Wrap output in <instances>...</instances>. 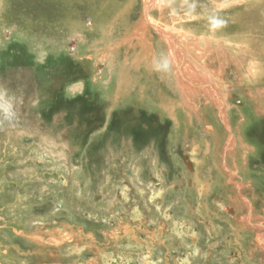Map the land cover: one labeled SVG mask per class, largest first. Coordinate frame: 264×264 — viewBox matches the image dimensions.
Here are the masks:
<instances>
[{
    "label": "rangeland",
    "instance_id": "374dc122",
    "mask_svg": "<svg viewBox=\"0 0 264 264\" xmlns=\"http://www.w3.org/2000/svg\"><path fill=\"white\" fill-rule=\"evenodd\" d=\"M0 97V264H256L264 0H0Z\"/></svg>",
    "mask_w": 264,
    "mask_h": 264
},
{
    "label": "flooded vegetation",
    "instance_id": "af4514ba",
    "mask_svg": "<svg viewBox=\"0 0 264 264\" xmlns=\"http://www.w3.org/2000/svg\"><path fill=\"white\" fill-rule=\"evenodd\" d=\"M94 122H95V120H93ZM12 124H17V123H14V122H12V121H10ZM93 122V123H94ZM257 122H264V121H257ZM256 123V122H255ZM254 124V123H253ZM150 129H157L156 128V126L155 125H150L149 126V130ZM131 130V129H130ZM258 130V129H257ZM257 130H252L253 131V133H251L250 134V136L249 137H247V140L248 139H250V141L252 142V143H258L259 144V146H260V150H258V152H259V154H260V157L261 158H264V146H263V144H264V141L263 140H261L260 139V136H259V134H260V132L261 131H264V128H262L259 132H256ZM152 134H154V132H152ZM215 135H216V138L217 139H219L220 137H221V130L220 129H217L216 128V131H215ZM155 137H159V136H156V135H154ZM253 199H256L255 198V195L252 197ZM253 199H252V201H253ZM262 202V201H261ZM262 205H263V207H264V204L262 203ZM227 215V214H226ZM228 216V218L230 219V220H232L233 221V223L235 222V219L233 220L232 219V215H230V214H228L227 215ZM252 223H262V225H264V221H260V222H258V221H253V222H251V224ZM239 224V223H238ZM250 223H246L245 222V228H242V229H246L248 232H249V234L251 235L250 236V241H251V243L249 244L250 245V250H251V247H253V251L251 250V253H249L250 254V257L252 258V262H254V263H256L257 264V262H259V264H264V262L263 263H261L260 262V259H255V255L256 254H258L259 256H260V254L257 252L258 251V247H257V244L258 243H260V241L261 240H257L258 238H257V234L255 233V231H254V229H253V227H250V225H249ZM241 229V230H242ZM196 239V238H195ZM252 239H253V241H252ZM189 240L192 242V245L195 243L194 241V238L192 237V236H189ZM194 240V241H193ZM194 242V243H193ZM197 244H199V243H197ZM256 245V247H254ZM262 247H264V246H262ZM257 249V250H256ZM209 252V253H208ZM199 253V251H198V249H194V253H192V254H198ZM212 254H214L213 253V251H207L205 254H204V257H205V259H204V262L202 263V264H212V262H211V256H212ZM143 261H144V259H143ZM142 261V262H143ZM148 263L147 264H149V260L147 261ZM233 262H235V260L233 261ZM182 263H184V262H182ZM182 263H180V264H182ZM128 264H135V263H133V262H128ZM235 264H237L236 262H235Z\"/></svg>",
    "mask_w": 264,
    "mask_h": 264
},
{
    "label": "bare ground",
    "instance_id": "6f19581e",
    "mask_svg": "<svg viewBox=\"0 0 264 264\" xmlns=\"http://www.w3.org/2000/svg\"><path fill=\"white\" fill-rule=\"evenodd\" d=\"M160 27H158L157 28V30L159 29ZM160 30H161V33H163V35H165V37H167V38H170L171 39V36H169L168 34L169 33H167L164 29H161L160 28ZM181 51H179V53L176 55V60H177V62L179 63V66H180V73H181V75L182 76H180L179 75V80H181L182 82H184V84L185 83H187V84H189V85H192V86H195V87H197L198 89H203L204 91V93H207V94H209V93H214V97L217 99V96H216V93H215V91L213 90V89H211L210 87H208V86H206V85H204L203 84V81H204V79L202 78V76H200V75H197V71L194 69V67L191 65V64H189L188 63V61L187 60H183L182 59V57H181ZM196 93V92H195ZM4 102V100L0 97V103H3ZM219 103V102H218ZM221 106V105H220ZM225 107V106H224ZM221 108H222V106H221ZM223 109V108H222ZM222 109H218V114H219V117L223 120V121H225L226 119H225V115H224V113L222 112ZM224 110V109H223ZM221 115V116H220ZM223 123V122H222ZM229 141V140H228ZM193 159H196V158H193ZM186 160V164H187V166H188V168L191 170L192 169V167H193V163L195 162L194 160H193V162L191 161H189L188 160V158H186L185 159ZM196 178H197V174H196ZM158 190V189H157ZM161 191V190H160ZM162 193V192H161ZM156 194V193H155ZM220 204V207H223L222 206V204L221 203H219ZM228 210H230V209H228ZM194 241V240H193ZM209 253V252H208ZM149 259V264L150 263H152V262H150V258H148ZM186 261V260H185ZM147 262V261H146ZM187 262V261H186ZM110 263V262H109ZM181 263V262H180ZM144 264V263H143ZM155 264V263H154ZM182 264H186V263H182ZM188 264V263H187Z\"/></svg>",
    "mask_w": 264,
    "mask_h": 264
},
{
    "label": "crops",
    "instance_id": "0c3cea01",
    "mask_svg": "<svg viewBox=\"0 0 264 264\" xmlns=\"http://www.w3.org/2000/svg\"><path fill=\"white\" fill-rule=\"evenodd\" d=\"M0 105H1V106H3V103H0ZM5 109H8V107H7V108H5ZM155 181H156V180H155Z\"/></svg>",
    "mask_w": 264,
    "mask_h": 264
}]
</instances>
